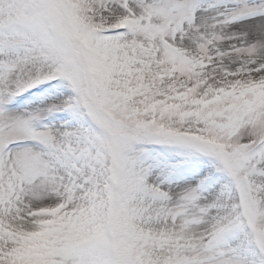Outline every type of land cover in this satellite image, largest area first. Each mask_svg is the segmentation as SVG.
Listing matches in <instances>:
<instances>
[{
    "label": "snow or ice",
    "instance_id": "snow-or-ice-1",
    "mask_svg": "<svg viewBox=\"0 0 264 264\" xmlns=\"http://www.w3.org/2000/svg\"><path fill=\"white\" fill-rule=\"evenodd\" d=\"M0 264H264V0H0Z\"/></svg>",
    "mask_w": 264,
    "mask_h": 264
}]
</instances>
